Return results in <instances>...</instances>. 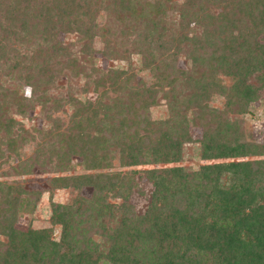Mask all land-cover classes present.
<instances>
[{
	"label": "trees",
	"instance_id": "obj_1",
	"mask_svg": "<svg viewBox=\"0 0 264 264\" xmlns=\"http://www.w3.org/2000/svg\"><path fill=\"white\" fill-rule=\"evenodd\" d=\"M151 1L0 0V77L16 82L7 90L0 80V145L17 160L23 138H11V132L23 130L8 112L23 116L30 107L19 94L20 83L32 95H44L61 61L74 74L86 69L92 74L94 38L104 44L103 56L115 53L107 46L110 29L96 22L100 9L125 28L148 8L144 39L157 34L131 51L141 57L142 68L152 71L149 86L131 85L135 77L130 70H108L93 83L96 92L107 88L93 100L68 96L73 109L69 122L63 129L54 124L55 132L44 134L57 146L51 154L61 170L45 185L89 191L87 198L51 204L48 221L59 229L57 240L52 228L16 227L21 214L32 212L40 192L0 181V264H264V144H237L230 138L234 127L219 115L204 119L206 108L200 106L213 93L225 91L218 75L230 80L226 104L238 113L264 91V46L257 40L264 36V0H184L177 8L178 25L183 30L192 23L200 35L189 39L181 33L174 43L164 40L161 19L171 0ZM58 33L77 35L80 67L70 52L74 44L59 42ZM29 39L38 41L34 52L16 50ZM179 54L187 70L175 69ZM252 76L255 82L248 84ZM176 84L191 87V93L177 94ZM164 88L159 99L166 116L152 119L149 110ZM106 90L121 95L105 103ZM190 123L202 128L196 150L201 161L251 158L192 171L166 167L181 161ZM108 148L115 149L120 167H161L131 175L111 172ZM38 158L34 153L13 171L32 175ZM75 159L82 173L69 175ZM134 175L152 188L142 214L128 201L136 189Z\"/></svg>",
	"mask_w": 264,
	"mask_h": 264
},
{
	"label": "rangeland",
	"instance_id": "obj_2",
	"mask_svg": "<svg viewBox=\"0 0 264 264\" xmlns=\"http://www.w3.org/2000/svg\"><path fill=\"white\" fill-rule=\"evenodd\" d=\"M184 0H171L170 4L164 6L163 18L164 27L166 29L164 40L174 43L179 34L183 33L187 38L192 39L194 36L200 35V29L195 27L192 23H189L188 28L183 29L179 27L180 20H178L177 13L179 4ZM147 2L152 3L151 0ZM178 5V6H177ZM149 9L146 8L138 17V21L132 27H123L122 23L117 22L111 14L104 13L103 9H100L97 14L96 22L99 26H107L110 32L106 36L108 40V47L113 49L115 53H112L110 57L103 56L101 52H104V44L99 41L98 38H94L91 44V50L93 51V73L89 74L88 69L85 71L74 74L71 70L64 67V61L59 62L55 68L54 78L47 87L45 94L35 93L32 95L31 88L20 83V96L28 101L29 108L26 110L25 115L18 116L13 109H10L8 114L13 116L20 128L14 127L11 132V138L19 136L23 138L20 145V158L17 160L12 153L6 151L4 144L0 145V181H5L7 184H20L26 191L40 192L39 198H36L35 207L31 213H23L19 216L16 227L24 230L27 226H31L34 229L52 228V238L57 240L59 229L58 227H51L49 224L51 204H68L76 196L87 198L89 191L87 189L81 190L79 193L74 192L71 189L55 190L47 187L45 182L52 177L61 175L58 163L54 154H51V150L56 151L57 146L54 141L45 139L44 134L48 131L55 132V125L58 124L62 129L69 122L72 108L68 106L67 98L71 96L76 100H93L95 97L105 90L106 85L99 87L97 92L94 90V81L103 76L108 70H130L134 75V81L131 85L142 83L145 86H149L152 82V71L144 69L141 66V57L134 54L135 47L138 45H144L147 41H152L156 38L157 34L151 33L148 39H144L146 35L144 31L145 23L149 15ZM145 19V21H144ZM149 33L152 29L148 26ZM77 35L71 34L65 36L62 33L57 34V40L63 44L72 43L74 46L70 49V52L78 60L77 66H81L82 57L78 53L80 50L79 43H75ZM257 40L264 46V36H259ZM20 47V53L25 50L28 54L34 52L35 44L38 42L36 39L26 40ZM185 45L183 48L185 49ZM134 53H132V52ZM131 52V53H129ZM154 58L157 62L160 61L161 56L158 52L151 50ZM122 54V55H121ZM164 55V54H163ZM84 56V55H82ZM124 59H123V57ZM156 64V63H155ZM62 66V67H61ZM187 70V65L182 54L178 55L176 60L175 69ZM217 78L221 85L225 86V91L220 93H213L206 101L201 102L200 106H204L203 117L212 119L213 115H219L222 121H226L229 125L233 126L235 133L230 135V138L235 139L237 144H250V145H262L264 144V91H260L255 96L254 100L249 103L246 110L243 113H238L235 106L226 104L227 87L230 85V80L218 75ZM3 86L7 90H12L16 87V82L9 77H0ZM255 79L253 76L249 79L248 84H254ZM175 92L179 95L185 96L191 93V87H183L181 85H174ZM166 88L158 92L157 105L152 107L149 112L152 119H162L166 116L165 105L162 99H159L160 94L165 91ZM121 94L114 93L106 90V96L102 100L105 103H110L114 98ZM39 96L37 102H31L32 99ZM181 96H179L180 98ZM44 100V102H42ZM55 100L56 102H50ZM45 104L43 107L42 105ZM192 111V110H190ZM193 112V111H192ZM215 112V113H214ZM215 120V119H214ZM187 134L189 136L188 143L183 146L181 161L176 164H171L166 167H182L186 171H192L204 164H220L228 162H239L251 157H244L241 159H219L210 162L201 161L197 153L198 142L202 139V128L199 125L192 123L188 124ZM107 156H109V169L111 172H118L120 174L131 175V173L137 170L159 168L161 166H145V167H120L117 160V154L115 149L108 148ZM34 153L38 155L39 164L33 169L32 175L20 176L19 173L14 172L13 168L16 164L24 161L33 156ZM75 159L72 170H69L68 174H80L81 169L77 167ZM21 174V173H20ZM136 183V189L129 196V204L134 208L136 214H142L147 206L149 196L151 193L150 184L144 180L143 177H136L134 175ZM114 202V201H111Z\"/></svg>",
	"mask_w": 264,
	"mask_h": 264
}]
</instances>
